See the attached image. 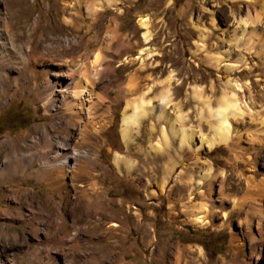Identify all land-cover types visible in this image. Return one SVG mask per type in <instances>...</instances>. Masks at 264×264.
Listing matches in <instances>:
<instances>
[{
  "label": "rangeland",
  "instance_id": "374dc122",
  "mask_svg": "<svg viewBox=\"0 0 264 264\" xmlns=\"http://www.w3.org/2000/svg\"><path fill=\"white\" fill-rule=\"evenodd\" d=\"M69 1L0 0V163L6 154L25 158L17 178L0 179V264H264V143L253 145L244 129L233 132L230 146L209 148L201 134L210 130L203 127L200 103L193 97L194 86H202L216 105L229 78L260 82V69H247L262 61L258 50L249 47L264 39V0H118L117 9L102 17L86 12L92 0L77 10L67 6ZM248 13L260 21L243 32L240 19ZM141 14L150 20L148 41L138 22ZM74 18L80 19L81 29ZM96 33L99 39L92 43ZM146 48L149 54L140 57ZM94 52L105 59L86 103L99 106V115L107 114H97L89 128L96 124L101 129L78 146L93 153L97 164L89 165L77 188L57 190L40 175L45 167L39 153L49 149L43 130L51 129L47 137L61 147L79 140L82 122L71 128L69 140L71 132L54 131V118L60 116L58 105L72 98L74 60L89 61ZM215 56L222 58L218 66ZM171 71L172 102L166 112L172 118L179 107L185 126L194 129L190 146H183L188 154L179 149L180 135L174 136L171 123L158 119ZM63 80L70 82L68 94L57 90ZM131 84L140 91L150 88L145 96L155 110L132 130L127 144L121 134L123 109L140 93L129 90ZM162 126L171 147L156 152L151 142L158 141ZM231 144H238L243 160H235ZM116 154L133 163L130 171L117 169ZM79 159L69 160L66 169ZM253 177L255 182H249ZM96 187L106 195L104 213L92 205L85 210L81 203L77 216L84 218L74 224L75 216L60 207ZM45 201L57 208L47 211ZM197 205L205 206L207 225L191 219ZM61 219L65 225L58 224Z\"/></svg>",
  "mask_w": 264,
  "mask_h": 264
},
{
  "label": "bare ground",
  "instance_id": "6f19581e",
  "mask_svg": "<svg viewBox=\"0 0 264 264\" xmlns=\"http://www.w3.org/2000/svg\"><path fill=\"white\" fill-rule=\"evenodd\" d=\"M83 1L90 2V0H71L68 2L67 6L72 10H77L80 8V5L82 4ZM93 1L94 0H92V3L89 5L86 4L88 5L86 7V12L90 13L92 16L97 15V13H99V16L102 17L101 16L102 12L117 9L115 5L118 3V0H104L103 3H98V2H93ZM248 14H249L248 18L240 19V23L243 27V32L247 30L248 24H257L258 21H260L258 15H251L250 13ZM70 20L71 19H69V22ZM79 20L75 19V21L73 22V24L75 25L77 29H81L83 26ZM138 22L140 26L143 29H145V32L143 33L145 40L147 41L150 40L153 35L150 29L151 24H150L148 15L146 14L139 15ZM263 38H264V35H263ZM98 39H99V34L96 33L95 35H93L91 42L96 43ZM253 44L254 45H250L249 50H251L252 48L256 49L255 52L258 50L257 52L261 55L262 61L260 63H254L253 65H250V66L248 65L249 67L247 66L248 67L247 70L251 73L255 71L256 69H260V75L258 79L260 80V82L253 83L250 80L240 82L238 81V78H235V79L229 78L227 81V85L225 86L223 90L222 96L217 100L216 105L212 104L211 96L209 94H206V92H204V90L202 89V86H199V85L194 86L193 97L196 99V101H198L201 104V105L199 104L198 106V113H199L201 122H203L202 125L205 129L210 130L209 135L204 134V133L201 134L202 143L207 144L209 148H212L219 144H227L228 146H230L229 142L233 139V136H234L233 132L234 131L237 132V130L243 131L244 129L246 131V134H248L249 137L251 136L250 141L254 143L253 145L262 147L264 143V87L263 88L260 87L261 88L260 90H256L258 87V84L260 83L261 85V83H263L262 81H264V39L262 40L258 39L257 44L256 43H253ZM77 48H80L79 45ZM75 51H76V48H75ZM79 51L81 52V49H79ZM78 53H76L75 55H77ZM143 53H147V55L149 54V51L147 50V48L141 49L138 52L140 57ZM250 54H248V56L244 55L245 57L243 56L244 63H247V60L249 59ZM84 55H85V52H84ZM76 58L77 59L74 60L75 65H73V68L71 69V71L74 72V75H77L76 77L77 81L75 82L74 88L72 89L71 95H70V97L72 98L70 99L68 103H65V101H63L64 103H60L58 107L56 108L57 113L60 114V116L58 117L57 120L54 118L56 122H54L55 124H53L54 125L53 127H54V131L59 132L58 134L65 133V130L67 134H69L71 132V128L76 129L77 125L80 124V122H82V125L80 124V126L82 127L80 131L81 130L82 131L79 134V138H78L79 140L76 139L77 141H75L73 145L63 143L64 145L61 147L60 144H57L58 140H54L51 137L50 138L47 137L50 135V133H47V132H52V131L51 129L47 130V127H46L43 130L46 135L44 136V139L42 138L43 139L42 141L44 142V144L46 143L48 145L49 149L40 151L39 153L41 154V156L39 155L40 157L39 159L43 161V165H44L43 167H45L43 172L40 175L50 179L52 181L51 183L52 186L51 185L50 186L57 190L59 189L62 190V188H66L67 186L69 187L72 186V187L77 188V186H79L77 183L78 180H80L79 178L82 177L83 174L89 170L90 168L89 165L91 163L92 165L96 163L97 160L93 158V153L87 150H82L81 147L79 148V146L82 143L84 144V142L86 143L87 139L93 136L92 135L93 133L95 132L97 133L101 129V128L99 129L100 126L97 127L96 124L93 125L91 128H89L91 126V123L101 115H103L104 117L103 116L102 117L105 118V114H107V112H105L99 115L98 114L99 112L97 113V109L99 106H95L92 104L88 105L86 103V98L88 97V95H90L91 90L97 86L96 84L98 83V80L100 79L101 69H102L101 64L105 58H103L102 55L99 54V52H94V57L90 58L89 61H85V59L81 57H76ZM212 60L218 66L222 58L220 56H215L212 58ZM229 69L234 71V69H237V68H234V66L233 67L229 66ZM237 72L240 73L242 71H237ZM133 80L134 79H132V82ZM173 80H174V76L171 71L169 76L166 79L167 87L165 90L162 89L161 91L160 104L162 105V109H161L158 119L159 120L164 119L165 121H168L171 123V130L174 136H177L178 134L180 135L179 149L182 150L184 153L188 154V152L186 151V149L183 148V146L185 145L190 146L189 145L190 140H192L195 134L194 129L192 127L190 128V127L185 126L184 114L181 112L179 107H178V111L176 112V115L172 118L169 117V114H167L166 112V107L172 102L171 86H172ZM134 83H135V80H134ZM69 85H70V82H66V80H63L61 84L58 86L57 90L59 92H67L68 88H70ZM146 89L147 91L146 90L140 91V88L136 84L135 85L131 84V86L129 87V90L135 91L136 94L139 91L140 93H138L139 95H137L138 96L137 98L130 100L125 106V108L123 109L121 134H122V139L127 144H130L131 141L133 140L132 130L136 127H139L141 123L143 122V120L146 119L150 114H153L155 110V106L152 104L153 100L145 96V94L150 90V88L148 87ZM101 106H102L101 108L104 109L105 105H101ZM62 110H65L66 113L61 114ZM95 114L96 115L98 114L99 116L97 115L96 117ZM86 118H88V121L86 125H84L83 123H85L84 121L86 120ZM97 122L99 124V121ZM177 123H178V126H177ZM83 126H85V128H83ZM152 128H154V126ZM34 130L39 131L41 129L39 127H34ZM73 135H74V132H71V136L69 140H73L72 138ZM241 136H242V133H241ZM151 144H152L151 149L156 152L161 151V150L168 151V148L171 147V137L169 136V132L165 126H162L161 135L158 141L151 142ZM231 145H234V147H232L231 149L233 152H235V160L238 161V159H241V157L239 156V153H240L238 149L239 146L238 144H231ZM55 147H58V148H55ZM11 155L6 154L5 160L2 163H0V179L7 178L9 176H14L17 178L18 173L22 171L21 168L24 165L25 158L23 157L24 159L23 158L21 159V156L14 157ZM79 157L86 158V160H84L81 164H79V162L82 159V158L79 159ZM36 158L37 157H35V159ZM73 158H78L79 159L78 163L75 165V167L72 170H69L68 169L69 167L66 169L67 166H70L68 165V161ZM241 160H243V158ZM114 163L117 166V169L119 171H122L123 167L127 169L128 171H130V168L133 165V163L129 161V159H125L119 154L115 155ZM33 172H37V171L36 170L31 171V173ZM205 176L209 177L210 174L206 173ZM43 177L41 179H43ZM255 180L256 179L253 177L251 178V180H249V182L252 183V182H255ZM262 182H264V180ZM209 185L211 189V182L209 183ZM92 190L93 189H91V191ZM82 193L81 194L83 198L81 197L80 200L78 199L76 202L72 203L73 201L69 199L65 205L60 207L61 209H64L65 211L71 212L75 216L73 219L74 224L82 221V219L84 218V217L80 218L77 216L78 211L81 209L80 206H82L80 205L81 203L82 204L85 203V206H84L85 210H87L88 205H92L93 207H95L96 209L98 208L99 210H103L105 208L106 195L102 190H98V188L96 187L95 191L92 193H88V192L85 193L83 190H82ZM192 194L193 193L189 194L190 199L194 198ZM36 199H39V197L36 196ZM44 204H45L44 206L47 208V211L53 210L54 207L57 208V205L52 204L50 201H45ZM72 204H75V205L72 206ZM205 209L206 208L204 205H197L192 209L191 219L193 220L194 223H197L199 225H207V223L210 222ZM103 213H104V210H103ZM58 224L65 225L66 222L64 221V219H61V221ZM116 225H117L116 223L114 222L112 223V226H116ZM113 231L114 229H111L109 230V232H106V234L108 236H111ZM90 237L91 236L89 235L88 236L89 241H91L92 239Z\"/></svg>",
  "mask_w": 264,
  "mask_h": 264
}]
</instances>
